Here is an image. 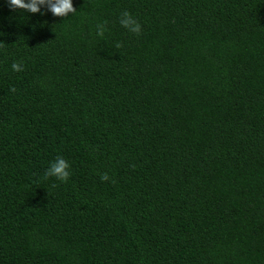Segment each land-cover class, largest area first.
I'll list each match as a JSON object with an SVG mask.
<instances>
[{"label": "trees", "instance_id": "16d2710c", "mask_svg": "<svg viewBox=\"0 0 264 264\" xmlns=\"http://www.w3.org/2000/svg\"><path fill=\"white\" fill-rule=\"evenodd\" d=\"M72 3L0 0V264H264V0Z\"/></svg>", "mask_w": 264, "mask_h": 264}, {"label": "clouds", "instance_id": "9594fccd", "mask_svg": "<svg viewBox=\"0 0 264 264\" xmlns=\"http://www.w3.org/2000/svg\"><path fill=\"white\" fill-rule=\"evenodd\" d=\"M9 7L12 10H18L19 13H37L41 5L48 4L50 11L54 16L67 17L69 13H74L76 10L73 7L72 0H7ZM120 24L122 27L128 29L132 33L138 34L140 32V25L127 12L121 14ZM117 47H120L117 44ZM13 71H20V65L13 63L11 65ZM14 91V89H13ZM70 165L62 157L57 156L52 161L45 172V177H55L57 180L66 181L70 175ZM102 179H108L105 174Z\"/></svg>", "mask_w": 264, "mask_h": 264}]
</instances>
